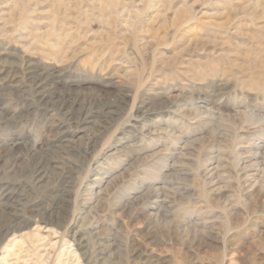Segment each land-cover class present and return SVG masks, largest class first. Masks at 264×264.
<instances>
[{
    "label": "rangeland",
    "instance_id": "rangeland-1",
    "mask_svg": "<svg viewBox=\"0 0 264 264\" xmlns=\"http://www.w3.org/2000/svg\"><path fill=\"white\" fill-rule=\"evenodd\" d=\"M0 8V106L31 108L0 118V195L9 188L21 199L28 223L0 244V264H147L129 257L135 247L155 264H264V147L255 161L251 142L235 137L250 120L210 117L204 108L197 117L191 105L177 112L172 104L264 116V0H0ZM37 74L64 80L58 88L72 96L81 91L87 106L72 117L89 118L79 127L64 123L55 114L60 92L46 105L32 94ZM14 76L19 83L5 81ZM62 123L65 141L52 143ZM12 134L37 141L36 158L49 167L37 186L28 150L12 148ZM220 145L221 177L205 185L197 166ZM110 146V159L89 172ZM243 167L253 187L242 183ZM89 183L94 209L83 223L75 206ZM156 186L166 190L164 218L150 221L160 208L149 196ZM47 210L56 223L41 220ZM2 212L0 227L8 221ZM131 213L138 216L129 221ZM178 223L202 234L187 238ZM77 230L81 244L73 241ZM103 244L113 248L98 256Z\"/></svg>",
    "mask_w": 264,
    "mask_h": 264
},
{
    "label": "bare ground",
    "instance_id": "bare-ground-1",
    "mask_svg": "<svg viewBox=\"0 0 264 264\" xmlns=\"http://www.w3.org/2000/svg\"><path fill=\"white\" fill-rule=\"evenodd\" d=\"M0 15H2V14H0ZM34 78L35 79H32V85L30 87H31L32 94H34L36 96L38 101L44 102V104L46 105V104L50 103L51 100L53 99L52 98L53 94H55L56 92H60V94H62L61 95V100H62L61 105L59 106L58 110H56L57 113H55V114H59V115L63 116L64 120H65L64 123H72L71 122L72 120H77L76 127H79V126L82 125V123L85 120H87L89 118V117L88 118L85 117V118H77L76 119L75 117L74 118L72 117L73 116L72 112H74V110L81 111V109H83V108H85L87 106L86 103H88V102L85 101L86 98L85 97L83 98L81 95H79V93H81V91H79L75 96H72V95L67 93L66 89H64V88L63 89L62 88L59 89L58 88L59 87V83L65 82L64 80L47 79V78H44L43 76H39V75L35 76ZM6 80H9V83H15V82L19 83V82H17V79H15V76H14V79H5V81ZM48 83H49V85H48ZM45 84L47 86H44ZM111 84L114 85V83H111ZM29 88H28V90H29ZM1 91H2V88H0V92ZM61 91H63V92H61ZM118 100L120 101V99H118ZM108 104H110V103H108ZM172 104H173V107L176 108L175 111H177V112H180L181 108L183 109L182 106L191 105L192 110H195V112L197 113V115H196L197 117H198L199 113H201L200 112L201 108H204L203 114L205 113V114L209 115L210 117L211 116H215L216 114H218V118H225V119H228L230 121H232V119L236 120V116H240V114H244V116H246V118H248L250 120V123L240 122L241 124L242 123H244V124H242V126H240L239 128L244 130V131H243V133H240V134L238 132V134L236 136L235 135L234 136L236 137V139L237 138H243V139L245 138L249 143L251 142V144L253 145L254 148H253L252 151L249 150L247 152L252 154L251 158H253V159H255V161H257V157H258V154L260 153V149L262 147H264V138L262 136L259 139H254L252 137V134H251L253 132H250L249 127H247L245 124L256 125V128H255L254 132H257V133H261L262 131L264 132V116H262L259 113H256L255 111H252V110L243 111V112L242 111L241 112L237 111L238 113L237 114L234 113V115L229 113V112L227 114H225V113H223L224 111L222 109H220L221 107L216 109L218 111L215 112L214 110H212L214 108L209 107L210 105H207L206 103H204V104L203 103L202 104L199 103L197 105V102H191V104H182V103H179V102H175V103L173 102ZM14 110L15 111L10 112L9 109L6 108V106L5 107L0 106V118L2 119V117H6L7 121L9 122L11 120V118H13V119L17 118V116H21V114H19V113L31 110V108L21 107V110H20L19 113L17 112V109H14ZM224 110H225V108H224ZM201 120H202L201 118H198L197 122L200 123V122L203 121V122L206 123V125H208L209 129H211V128H212V130L214 129L212 127L213 124H212V121L210 119H205V120H202V121ZM245 122H249V121L246 120ZM64 123H62V126L60 125L57 128V131H55L56 134L53 136L54 139H52V143L65 141V137L67 135H65L64 138H62V137L60 138V135L63 133V131L65 129V127L63 126ZM165 130H167V129H165ZM215 131H212V132H215ZM220 135H223V134L221 132H219V129H218V137ZM19 137L20 136H15L14 134L11 135L12 148H14L16 145H18V146H20L21 149L28 150V153H29L28 156L30 157V159L33 161V164H34L33 173L31 175V177L33 179L32 180V184H33V187H34V186H37L39 183H41L42 181H44L47 178V176L49 174V172H48L49 171V167L46 164L47 163L46 160H38L36 158V154H37V145H36V143H37V141L36 140H31L29 135H22L21 139H19ZM90 140H91V142L93 141V139H90ZM99 140H100L99 138L95 139V142H94V147L95 148L98 145ZM28 141L29 142L32 141L34 147L36 146L34 148V150H29ZM245 142L246 141L238 142V144H243ZM139 145H140V142H139ZM123 148H125V146L124 147L122 146V149ZM221 148H222V146L220 145L219 149H218V155H215V157H209L207 160H201L202 161L201 164L199 163L200 165L197 166L199 168L197 170L198 174L202 178L203 183L205 185H209L212 182H214V180H216V179L221 177L220 174H217L218 173V169H220L222 167V165H221L222 164V160H224V158H223L224 157L223 156V150ZM111 149H112V146H110L109 148H107L104 151L100 152L94 159V162H93L94 165L91 164L88 171L89 172H91V171L95 172L97 169H100L99 168L100 167V163H103L101 161L106 159V158L110 159V156H112L111 153H110L112 151ZM241 152H242V149L234 150L235 157L237 158V160L239 162V166H240V162H241L239 160V157L242 154ZM212 153H214V151L211 150V152L209 154H212ZM142 157L143 156L140 155V158H142ZM138 159H139V157H138ZM143 160H144V158H143ZM214 160L216 162H214ZM238 162L236 163L237 166H238ZM254 164H257V163L255 162ZM200 168H202V169H200ZM247 168L248 167H243L240 171H244L245 172V173L242 172L244 174L243 178L245 179L244 182L242 181V183H244V185L248 188V187H253V185H252V178H251L252 174L247 170ZM262 170H263V178H264V167L262 168ZM97 175H98L97 176L98 178H96L97 181H95V182L96 183H100V181H102V174L98 173ZM237 177H239V175H237ZM93 183H89V185L87 187H85L84 191H82V192L79 191V193H78V197H77V202L76 203H80L81 206L80 207L78 205L75 206V211L77 212V215H79V218L78 217H74L76 219V221L82 220L83 223L86 222L85 220L89 219V216L87 214H89L94 209L93 206L91 207V200L92 199L90 200L89 198H87L90 195L91 196L94 195V193L92 191L93 186L91 187V185H94ZM155 189H158L159 191H156ZM155 189H152L150 191L149 196L152 197V198H155V200L157 202H159L160 208L158 209V211L156 213L148 214V216L150 217V221L152 220L153 216H155V220L156 221H158L161 218H164V214L162 212V209L165 208V206H164L165 203L164 202H165V199L167 198V195H166V197L164 196V198L161 199L162 196L160 195V192H162V191L166 192V190L165 189L163 190V187H157ZM8 190H9V188L6 189L2 195H0V209L3 211L2 213H4L6 215V216L5 215L4 216L7 217V220H8L5 224H3L0 227V244L3 242V240L6 238V236H8V234L23 230V229H25L28 226L27 221H25V219L22 216H20L21 215L20 214V209H19V207H17L18 206L17 202L19 203L21 199L16 200L17 197L13 196L14 193L13 192H9ZM154 193H156V194L153 196ZM22 206L24 208V205H22ZM87 207H88V209H87ZM145 207H146V205H145ZM226 207H228V206H226ZM231 208H233V206ZM124 210L125 209H123V208H122V211L120 210L122 215L125 214ZM50 211H52V210H50ZM53 212L54 211H52L51 214H50L49 211L47 210L45 213L40 215L41 216V220H43V221H45V223H49V224L50 223L51 224L56 223L57 219H55V217L53 215L54 214ZM73 212H74V210H73ZM84 212L87 213V214L85 215ZM133 214L134 213H131V216L129 217V221L135 219V217L138 216L137 214L136 215H133ZM125 224H127V223H125ZM126 228L129 229L128 225H127ZM177 228H178V230L180 232L182 231V233H184L187 238H193V240L198 239V237L202 234V231L197 226H195V228H194V226L191 227V224H190V226H184L181 223L180 224L178 223ZM80 229H81V226H80ZM130 232H131V230H130ZM128 233H129V231H128ZM81 236L82 235L80 234L79 230H77L74 233V235H73V241L81 244V242H82L81 240L84 238L83 236L82 237ZM130 245L134 246V243L132 242V244H129V246ZM112 248H113V245H105V244H103V246H102L103 251L98 253V256H101V254L102 255L104 254L103 256H105V254H109L110 251L112 250ZM128 254H129V257H131L132 259H141V260L143 259V260H146L147 264L148 263L149 264H155L152 256L151 257L146 256L145 252H143V250H141V249H139L137 247H135L132 250V252L128 253ZM110 255L113 256L112 253ZM128 259H130V258H128ZM100 261H101V259H100ZM157 261L158 260H156V262ZM143 262H145V261H143ZM87 264H90V263L87 262Z\"/></svg>",
    "mask_w": 264,
    "mask_h": 264
}]
</instances>
